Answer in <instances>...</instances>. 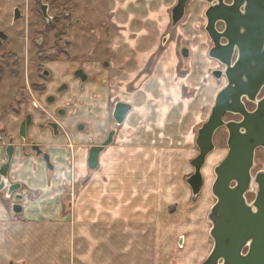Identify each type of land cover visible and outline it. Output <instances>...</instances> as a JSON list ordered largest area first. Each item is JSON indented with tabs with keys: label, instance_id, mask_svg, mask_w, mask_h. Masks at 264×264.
<instances>
[{
	"label": "crops",
	"instance_id": "obj_1",
	"mask_svg": "<svg viewBox=\"0 0 264 264\" xmlns=\"http://www.w3.org/2000/svg\"><path fill=\"white\" fill-rule=\"evenodd\" d=\"M176 1L105 0L106 54L89 58L85 66L96 78L83 91L64 93L56 104L68 112L75 106L78 112L75 120L61 121L76 148L68 150L66 140L53 138L49 131L30 129V137L60 149H50L53 170L40 158L20 162L16 152L9 179L21 183L27 193L20 213L11 212L13 199L0 193V264H179L170 258V232L176 235L178 226H170L177 211L169 203L170 194L176 196L174 204L185 200L189 174L182 177L181 188V182L171 179L169 168L164 171L173 158L184 168L185 160L178 150L170 149L169 141L177 136V145L181 137L183 147L187 141L195 146L193 128L200 121L201 108L188 106L195 104L200 84L193 81L188 87L186 72L181 70L182 48L179 56V49L173 47L181 37L195 39L186 23L171 26ZM190 4L188 18H195ZM105 59L107 67L101 64ZM69 65L64 61L52 65V86L66 78ZM196 68L189 74L198 73ZM119 102L130 104L131 109L117 127L113 143L99 154L96 169L90 170L89 134L76 131L75 125L89 126L92 137L100 141L106 129L113 128L110 110ZM10 103L0 106L8 134L16 131L18 120L8 114ZM171 108L176 113L170 116ZM189 113L193 121L187 128L183 118ZM57 153L58 158L53 156ZM153 154H158V161ZM173 169L176 172L178 167ZM174 183L178 187L172 192ZM188 190L187 196L189 186ZM181 237L186 245L179 246L186 252L189 245L183 235L177 241Z\"/></svg>",
	"mask_w": 264,
	"mask_h": 264
},
{
	"label": "water",
	"instance_id": "obj_2",
	"mask_svg": "<svg viewBox=\"0 0 264 264\" xmlns=\"http://www.w3.org/2000/svg\"><path fill=\"white\" fill-rule=\"evenodd\" d=\"M188 1L177 0L171 9L172 27L183 19ZM203 1L207 4L204 30L211 44L208 56L224 66L222 74L226 84L217 92L206 121L196 131L197 154L191 160L193 171L185 180L191 198L200 194L202 170L215 148L214 133L221 126L228 132V151L213 170L211 193L215 203L207 214L213 244L200 264H264V189L253 203L248 204L245 199L251 182L249 172L254 150L264 147V96L257 99L264 88V0H231L229 5L224 0ZM219 21L225 24L222 31L216 28ZM221 39L225 40L224 44L220 43ZM188 52L186 47L181 49L183 57H187ZM214 74L220 73L215 71ZM244 100L255 102V109L248 111ZM129 110L127 103L115 105L113 117L117 124L124 121ZM225 113L237 114L241 120L225 122ZM111 134L101 145L90 148L87 159L90 170L96 169L99 154L111 144ZM11 154L12 150H7L8 162L0 168V188L8 185ZM44 160L51 169L46 156ZM21 210V205H12L13 213Z\"/></svg>",
	"mask_w": 264,
	"mask_h": 264
},
{
	"label": "flooded vegetation",
	"instance_id": "obj_3",
	"mask_svg": "<svg viewBox=\"0 0 264 264\" xmlns=\"http://www.w3.org/2000/svg\"><path fill=\"white\" fill-rule=\"evenodd\" d=\"M71 3L72 0H34L31 3V5H34L29 9V13L34 8L32 12L35 15H31L39 20L40 26L36 29H34V25L29 23L31 15L24 17L23 11L19 6L12 7V15L9 22L0 17V69L5 71L4 76L0 79V83L3 82L4 78L11 76L17 85L15 87V96L8 108V114L18 117L16 131L12 134L5 132L6 126L4 122L3 126H1L2 121L0 118V168L8 162L7 150L8 152L12 150L9 170L13 164L16 152L20 155V162L31 157L40 158L49 169L47 161L44 160V156H46L48 163L51 165V169L49 170H53L54 164L50 149L55 145L43 144L38 139L30 137L29 131L32 127H35L40 133L49 131L53 138L65 139L67 149L70 151L76 148L75 143L70 139L65 129L66 125L64 127L61 122L75 120L78 113L74 106L75 104L71 103L74 106L71 112L56 104L62 99L64 93H70L72 89L83 91L88 82L95 80L96 75H89L85 69L86 64L90 62L89 58L82 61L81 64L74 59V53L71 50L74 44L73 39L70 38V34L75 26L74 24L80 23V19L72 17L73 6ZM224 3L229 5L231 4V0H224ZM224 27L225 24L223 22L219 21L216 23L217 30L222 31ZM91 31L93 33V30ZM2 37L5 38L2 39ZM207 39L209 40L208 36ZM220 43L224 44L225 40L221 39ZM234 59L235 55H233ZM60 61L70 64V67L65 73L66 78H63L62 81L52 86L51 82L55 80V72L51 67ZM211 61L215 63L216 67L209 71L210 75L217 81H224V86L226 84V78L222 74L224 66L215 59ZM101 64L105 67L109 65L107 59L102 61ZM215 71H219L220 74L216 76L214 74ZM82 77H84V80H81ZM263 96L264 88L260 91L257 99ZM245 106L248 111H253L256 103L245 101ZM114 108L112 107V110H110V120L113 122V128L106 129V135L100 141H95L94 137H92V129L89 126L83 123L75 125L76 131H86L89 134L87 139L88 153L91 147L101 145L107 140L110 133H112L111 144L113 143L116 129L121 125L117 124L113 117ZM223 120L225 122L240 121L241 117L237 114L225 113ZM220 128L224 129L228 136L226 127L221 126ZM97 130H99V127ZM42 135L40 134V136ZM53 149L59 150L60 147H54ZM57 152L60 153L59 151ZM58 153L53 156H60ZM9 170L7 172L8 185L0 188V193L5 194V198L9 200L13 199V202H10L9 206L12 212L13 204H19L23 209V197L27 192L24 191L25 189L21 183L10 181ZM249 174L251 182L248 191L245 193V199L248 204L253 203L257 194L264 189V147H257L254 150L253 163Z\"/></svg>",
	"mask_w": 264,
	"mask_h": 264
},
{
	"label": "rangeland",
	"instance_id": "obj_4",
	"mask_svg": "<svg viewBox=\"0 0 264 264\" xmlns=\"http://www.w3.org/2000/svg\"><path fill=\"white\" fill-rule=\"evenodd\" d=\"M34 0H0V17H3L5 21H10V16L12 15L11 9L13 6H19L23 11V16L27 17V15H35L33 9L31 13H29V9L34 5L31 3ZM192 3L193 8L191 11L192 16L195 15V18H188V14L190 9H188V4ZM28 5V7H27ZM71 5L73 6L72 17L79 18L80 23L74 24L75 26L72 29L70 34V38L73 39L72 51L74 53V59L81 64L87 58L90 59H98L100 56L105 57V51L107 49L105 45V33L108 32V23L105 18L106 16V8H105V0H72ZM191 5V4H190ZM206 8V3L203 0H189L185 7V15L183 19L179 22L185 25L186 29H190L195 36L189 40V38H180L173 45L174 48H177L179 56L180 48L186 47L189 52L187 57H183L181 70L186 72L187 82H189V86L191 87L193 81L194 84H200V89L196 90V95L193 99L195 104L188 105L189 107H194L198 111V107L201 108L199 111L200 121L198 124L194 126L193 130L196 132L197 128L206 121L209 113L210 107L214 104V94L224 84L222 80H215L210 75L209 71L216 67L215 63L212 62V59H209L207 51L210 47V41L207 39V33L204 30L205 17L204 11ZM30 16L31 19L29 23L34 25V29L39 28V20L35 19L33 16ZM192 21V22H191ZM194 21V22H193ZM178 24V23H177ZM13 30V29H11ZM93 30V33L92 31ZM108 35V34H107ZM167 45V44H166ZM156 61V57L154 56ZM192 57V60H190ZM101 58V57H100ZM198 62V63H197ZM75 65V63H74ZM167 66H165L166 68ZM198 67V68H196ZM197 69L198 73H190V71H194ZM190 69V71H189ZM188 70V71H187ZM208 70V71H207ZM194 74V75H193ZM197 74V75H196ZM193 75V77H192ZM207 79V80H206ZM154 82L156 80L154 79ZM18 83V81H16ZM202 84V85H201ZM15 84L12 77H6L3 79V82L0 83V106H6L9 100H12L15 95ZM192 91L193 88H188ZM187 95H192V92L187 93ZM174 108V107H172ZM171 108L170 116L176 111H173ZM2 114V112H0ZM183 121L186 123V127L188 128V123L193 121L191 119V115L186 114ZM1 126H3V121L1 122ZM214 145L215 148L209 154L206 159L205 165L203 167V186L201 188L200 194L197 195L196 198H191V192L188 195V185L184 183L183 176L184 174H190L193 171L192 166L189 161L190 158H193L197 154L196 145L192 146L189 141L186 142V146L183 147L181 143V137L179 138L180 144L177 145L176 141L178 139L177 136L170 139V149H175L176 152L178 150L179 155H182V159L185 160V165L183 167L182 162H176L175 159L171 160L170 167H165L164 173L168 171L171 179H175L178 183L179 187L185 184L186 193L185 200L180 202L179 204H174L175 194H170L171 201L169 206L176 209V213L171 215L170 226L177 227L178 233L175 235V231H171L172 235L169 239V247H170V258L171 260L181 263V264H198L200 260L203 261L205 257L208 255L209 251L212 247V239L209 235V230L211 223L207 219V214L209 212L210 207L215 203V198L211 193V185L214 180V167L225 157L227 153V144L226 139L227 135L224 129H218L214 136ZM173 145V146H172ZM180 147V148H178ZM182 147V148H181ZM164 151L163 153H166ZM174 155V154H173ZM153 158L155 161H158V154H153ZM165 156V155H164ZM154 161V163H156ZM177 166L178 169L176 172L173 169L174 166ZM173 166V167H172ZM183 181V183H182ZM177 183H174V187L172 192L177 191ZM81 183L79 184V186ZM181 191V189H180ZM183 192V191H182ZM64 206V204H63ZM178 208V209H177ZM175 212V210H173ZM180 230V231H179ZM183 235L188 242L187 251L185 252L182 247L179 246V240L177 241V237ZM180 239V238H179ZM183 240V239H182ZM204 241V242H203ZM203 242V243H202ZM178 243V245H176ZM185 245L186 242L184 241ZM181 245L184 247L181 243ZM201 245V246H200ZM190 248V249H189ZM197 256V258H192V254ZM200 264V263H199Z\"/></svg>",
	"mask_w": 264,
	"mask_h": 264
},
{
	"label": "trees",
	"instance_id": "obj_5",
	"mask_svg": "<svg viewBox=\"0 0 264 264\" xmlns=\"http://www.w3.org/2000/svg\"><path fill=\"white\" fill-rule=\"evenodd\" d=\"M5 71L0 69V79L4 76Z\"/></svg>",
	"mask_w": 264,
	"mask_h": 264
}]
</instances>
